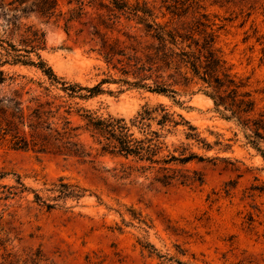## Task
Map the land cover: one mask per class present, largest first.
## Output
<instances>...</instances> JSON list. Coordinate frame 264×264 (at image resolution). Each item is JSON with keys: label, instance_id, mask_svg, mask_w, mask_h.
<instances>
[{"label": "rangeland", "instance_id": "374dc122", "mask_svg": "<svg viewBox=\"0 0 264 264\" xmlns=\"http://www.w3.org/2000/svg\"><path fill=\"white\" fill-rule=\"evenodd\" d=\"M1 1L4 10L11 8V0ZM128 2L139 6L146 2L157 21L170 27L193 24L201 14L214 29L223 25L217 31V46L233 73L247 81L256 109L264 110V0ZM15 11L20 23L44 33L41 56L64 81L92 87L103 78L120 77L96 52L94 10L88 8V15L68 31L62 20ZM175 12L184 14L178 17ZM12 14L0 17V35ZM117 21L113 28L100 26L101 33L120 40L126 33L140 35L141 26L134 20L121 16ZM3 69L48 85L33 67ZM28 87L41 90L31 83ZM176 88L181 104L118 83H104L103 93L73 102L101 115L131 117L145 103H163L181 114L211 147L185 139L181 126L167 141L170 150L184 145L205 158L183 166L191 175L197 172L202 183L162 186L152 181V175L129 174L128 166L135 165L129 160L99 150L93 151V158L80 159L0 143V197L2 185L21 181L29 188L0 199V264H264V160L235 122L215 110L199 85ZM52 93L64 95L56 88ZM71 120L83 124L78 116ZM80 139L92 144L86 133ZM59 178L84 188V196L51 201L50 210L34 202L33 191L47 197V189Z\"/></svg>", "mask_w": 264, "mask_h": 264}, {"label": "trees", "instance_id": "16d2710c", "mask_svg": "<svg viewBox=\"0 0 264 264\" xmlns=\"http://www.w3.org/2000/svg\"><path fill=\"white\" fill-rule=\"evenodd\" d=\"M9 5L11 8L4 10L0 0V17L13 12L0 35V143H7L15 150L80 159L93 158V151L99 150L129 160L135 164L128 166L129 174L136 172L145 178L152 175V181L162 186L202 183L197 172L191 175L183 166L205 158L188 152L184 145L170 150L167 141V137L181 126L185 139L201 143L207 149L211 147L181 114L163 103H145L131 117L101 115L75 107L76 102H73L75 98L88 99L103 93L104 83H118L169 97L181 104L176 100L179 96L176 87L196 84L199 91L212 100L215 110L225 119L233 120L244 132L247 143L264 160V148H261L264 145V110L256 109L247 81L233 73L217 46V31L223 25L214 29V23L209 22L205 14L193 24L170 27L168 23L157 21L146 2L139 6L138 3L129 4L128 0H11ZM18 8L22 14L32 12L46 21L62 20L66 31L88 15V8L94 10L97 23L92 35L98 45L96 52L120 77L103 78L92 87L71 84L58 77L41 56L46 48L44 33L32 24L20 23L15 11ZM174 14L180 17L184 12ZM121 16L140 25V35L126 33V39L120 40L101 33L100 26L113 28ZM6 65L33 67L41 72L48 85L11 73L3 69ZM22 79L25 82L20 81ZM29 83L41 90L26 88ZM12 84L17 87L11 88ZM53 88L64 95L53 94ZM73 115L83 124H74ZM82 133L91 138V145L81 141ZM1 187L4 188L2 200L29 190L21 181ZM47 191L50 193L47 197L33 191L34 202L50 210L54 206L51 201L79 200L86 190L59 178Z\"/></svg>", "mask_w": 264, "mask_h": 264}]
</instances>
